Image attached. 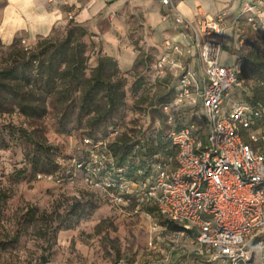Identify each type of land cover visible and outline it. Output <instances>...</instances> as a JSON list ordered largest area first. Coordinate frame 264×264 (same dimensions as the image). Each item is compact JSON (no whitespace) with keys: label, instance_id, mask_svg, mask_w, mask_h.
<instances>
[{"label":"rangeland","instance_id":"1","mask_svg":"<svg viewBox=\"0 0 264 264\" xmlns=\"http://www.w3.org/2000/svg\"><path fill=\"white\" fill-rule=\"evenodd\" d=\"M76 4L75 11L66 9V25L50 38L63 40L70 29H84L89 68L109 56L127 80L125 108L113 122L94 131L85 120L80 123L77 109L66 120L52 107L39 122L17 111L1 117L5 142L0 144V190L10 198L0 213V244L6 246H0V264H162L178 240L186 248L173 253V264H204L191 253L190 240L177 239L156 210L146 207L136 212L135 199L128 206L109 195L97 158L104 149L101 142L87 139L90 134L104 138L113 130L119 137L132 138L138 144L133 149L132 155L138 156L133 166L145 162L143 175L149 165L174 163V150L168 147L172 134L192 123L200 107L191 104L195 96L184 105L176 104V79L155 80L154 63L164 42L174 34L163 19L165 9L156 0H78ZM243 31L245 41L238 47L228 33L226 44L236 46L230 53L239 60L254 50L264 55V39L248 33L246 27ZM42 39L20 34L16 40L33 50ZM9 47L0 40V69ZM234 98L248 104L241 93ZM165 105L173 106L168 114ZM253 132L263 136L264 124H257ZM46 147L60 165L52 180L39 179L34 166L36 158H45ZM151 150L157 154L140 160L139 155ZM68 222L74 228L65 231ZM17 237L18 242L12 243Z\"/></svg>","mask_w":264,"mask_h":264},{"label":"built area","instance_id":"2","mask_svg":"<svg viewBox=\"0 0 264 264\" xmlns=\"http://www.w3.org/2000/svg\"><path fill=\"white\" fill-rule=\"evenodd\" d=\"M77 1L47 0L73 11ZM156 1L174 32L156 60V77L176 79V104L195 96L191 104L200 111L172 134L178 149L173 164L157 163L141 182L108 177L103 185L107 191L119 187L118 193L108 192L124 205L135 199L136 212L156 207L163 219L181 228L175 236L189 239L191 253L204 264H264V135L253 132L257 123L264 124V109L233 99L243 91L251 96L258 83L241 79L242 62L226 50L225 42L231 18L236 41L244 33L243 21L254 36L264 35V0H241L234 15L226 8L194 18L178 10L177 0ZM236 1L229 0L231 5ZM163 109L168 114L171 107ZM97 158L101 171L113 162L106 153ZM38 178L52 180L53 175ZM185 248L175 242L162 264H173V253Z\"/></svg>","mask_w":264,"mask_h":264},{"label":"trees","instance_id":"3","mask_svg":"<svg viewBox=\"0 0 264 264\" xmlns=\"http://www.w3.org/2000/svg\"><path fill=\"white\" fill-rule=\"evenodd\" d=\"M244 27L248 29V33L252 34L243 21L240 23V28ZM86 36L87 32L84 29L72 28L65 39H42L33 50L21 46L20 42L15 40L9 47L5 66L0 69V120L3 115H10L17 111L30 121L39 122L46 117L52 107L65 120L71 117L73 109H77V118L80 123L85 120L87 128L92 131L97 130L103 124L113 122L125 108L127 80L121 75L117 61L109 56L101 57L95 68H89L88 45L83 41ZM243 37L244 35L238 37L237 47L241 40L245 41ZM259 38L264 39V35ZM233 48L236 50V46H227L226 50L230 52ZM241 62V79L258 83L254 86L251 96L244 91L241 94L246 97L248 105L264 109V55L254 50L249 52ZM172 79L171 76H166L156 77L155 80L164 83L172 82ZM177 91L178 85L174 86L176 94ZM165 106L173 107L172 105ZM66 123L67 121L64 125ZM115 133L117 132L113 130L101 139L93 138L92 134L87 138L93 143H105L101 145L104 149L101 154L106 153L113 160L112 164H107L106 170H103L104 178L110 177L116 182L120 178L126 182L146 180L152 174L155 164L152 167L149 165L143 175L141 169L146 167L145 162L141 161L139 166H133L138 157L132 155L133 149L138 144L133 143V139L127 136L112 137ZM4 142V135L0 131V144ZM170 146L174 150L172 155L174 162L178 149L173 145L172 140L168 147ZM45 149L47 161L42 157L34 161L37 176L53 175L60 169L57 159H52L49 149L47 147ZM50 152H53L52 149ZM156 154V151L151 150L149 153L139 155V158L144 160V157L151 158ZM120 169L123 170L122 174L118 173ZM108 191L118 193L119 187L108 189ZM9 198V195L1 189L0 213ZM148 209L157 211L156 207ZM44 215L45 213L42 212V216ZM34 217L30 219L31 222L34 221ZM166 226L175 233L181 230L180 227L170 222H166ZM73 228V224L68 222L63 230L68 231ZM18 240L17 237L12 243ZM0 246H3V249L6 247L1 244Z\"/></svg>","mask_w":264,"mask_h":264},{"label":"crops","instance_id":"4","mask_svg":"<svg viewBox=\"0 0 264 264\" xmlns=\"http://www.w3.org/2000/svg\"><path fill=\"white\" fill-rule=\"evenodd\" d=\"M240 1L231 5L229 0H177V8L187 18L215 15L226 8L234 15ZM66 18V8L51 6L47 0H0V40L10 46L20 34L30 39L50 38L66 25ZM232 20L227 34L233 33Z\"/></svg>","mask_w":264,"mask_h":264},{"label":"bare ground","instance_id":"5","mask_svg":"<svg viewBox=\"0 0 264 264\" xmlns=\"http://www.w3.org/2000/svg\"><path fill=\"white\" fill-rule=\"evenodd\" d=\"M229 38L228 34H227V39Z\"/></svg>","mask_w":264,"mask_h":264}]
</instances>
